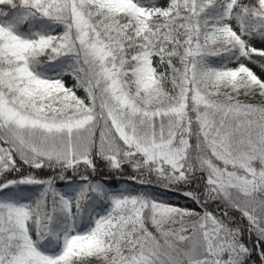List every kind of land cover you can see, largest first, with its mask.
Returning <instances> with one entry per match:
<instances>
[{"label": "snow or ice", "instance_id": "snow-or-ice-1", "mask_svg": "<svg viewBox=\"0 0 264 264\" xmlns=\"http://www.w3.org/2000/svg\"><path fill=\"white\" fill-rule=\"evenodd\" d=\"M0 264H264V0H0Z\"/></svg>", "mask_w": 264, "mask_h": 264}, {"label": "trees", "instance_id": "trees-1", "mask_svg": "<svg viewBox=\"0 0 264 264\" xmlns=\"http://www.w3.org/2000/svg\"><path fill=\"white\" fill-rule=\"evenodd\" d=\"M259 66L257 65L256 68H258ZM78 95H83V92H78Z\"/></svg>", "mask_w": 264, "mask_h": 264}, {"label": "rangeland", "instance_id": "rangeland-1", "mask_svg": "<svg viewBox=\"0 0 264 264\" xmlns=\"http://www.w3.org/2000/svg\"><path fill=\"white\" fill-rule=\"evenodd\" d=\"M257 70H258V68L254 67V71H257Z\"/></svg>", "mask_w": 264, "mask_h": 264}]
</instances>
